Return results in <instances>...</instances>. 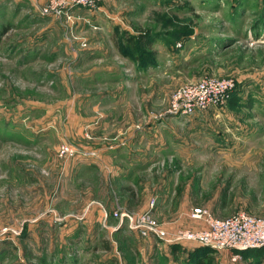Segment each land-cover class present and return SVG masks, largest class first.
<instances>
[{"label": "rangeland", "instance_id": "obj_1", "mask_svg": "<svg viewBox=\"0 0 264 264\" xmlns=\"http://www.w3.org/2000/svg\"><path fill=\"white\" fill-rule=\"evenodd\" d=\"M68 14L0 0V226L21 222L0 239L2 264H154L110 212L159 195L264 214V0H97ZM124 30H147L149 44L122 55ZM204 75L232 78L221 106L165 111L175 87ZM143 124H177L178 141L133 152L130 183L115 186L102 156ZM210 252L207 264H225L227 250Z\"/></svg>", "mask_w": 264, "mask_h": 264}, {"label": "built area", "instance_id": "obj_2", "mask_svg": "<svg viewBox=\"0 0 264 264\" xmlns=\"http://www.w3.org/2000/svg\"><path fill=\"white\" fill-rule=\"evenodd\" d=\"M97 0H34L37 11L41 14L69 17V10L74 6L91 8ZM234 82L231 77L204 75L188 80L175 87L169 96L166 112L175 115H191L209 106H221L227 99ZM67 150L66 145L61 146ZM155 200L149 197L144 206L137 210L116 207L111 215L119 222L140 236H157L167 243L192 241L212 248L245 249L264 248V214L251 213L245 209H236L227 215H214L210 209L195 205L189 208L187 216L200 223L196 228L175 226L167 228L164 222L158 221L152 211ZM103 215L106 211L101 208ZM18 226L1 225L0 239L17 234ZM233 257H238L233 253Z\"/></svg>", "mask_w": 264, "mask_h": 264}, {"label": "crops", "instance_id": "obj_3", "mask_svg": "<svg viewBox=\"0 0 264 264\" xmlns=\"http://www.w3.org/2000/svg\"><path fill=\"white\" fill-rule=\"evenodd\" d=\"M16 1V0H14ZM41 1V0H37ZM29 2H33L34 0H29ZM214 106H209L203 111L195 112L192 115L198 116L204 114L207 110H214ZM189 126H193V124H190ZM180 128L177 124H143L140 129H138L135 133H132V136H128L125 142V145L128 147H120V149H117L116 152H109L105 153L102 157L103 160L109 161L111 164L115 165L118 169L117 175L116 172H114L113 179L115 182V186L123 185L128 186L130 183L131 176L128 173L129 171L134 170L135 168H132V159L133 156L131 155L133 152L139 153L142 155L145 153V155H150V149L148 152L146 147L149 144H165L170 145L174 144L176 141H178L177 138V130ZM159 131L158 134L156 131ZM165 130V131H162ZM180 130V129H179ZM150 132V133H149ZM150 134V135H149ZM157 134V135H156ZM176 140V141H175ZM131 145H139L140 148L137 150L136 148H131ZM153 155V154H152ZM102 160V158H101ZM171 180V177L169 178ZM167 184V183H166ZM139 186H141L139 184ZM165 196V195H164ZM177 199V197H175ZM144 203L140 206L143 207ZM169 199H166V197L162 198L160 195L155 200L154 208H153V215H154V209L156 206H163L161 212L159 213V219L164 220L165 224H168L167 228H173L175 226H187L191 228H196L200 225L198 221H194L190 219L187 216V212L191 206H188L187 202H184L181 199H178L176 202H178L176 205H172V207H169L170 204L168 203ZM249 211V210H247ZM156 212V211H155ZM252 212V211H249ZM256 214V213H255ZM259 214V213H258ZM130 233L133 237L142 239L141 242H136L138 248L137 252L142 253V251H146L150 256L154 254L157 261H154V264H172L173 262H176L178 259L180 260V263L183 264H192L194 262L193 255H191L194 248L198 247L199 244H196L192 241H184L181 244L177 243L171 246L169 243L161 244L163 246H154L153 241L151 239V236H140L137 234V232L130 230ZM129 237V236H128ZM133 239V238H132ZM152 247H154V250H150ZM227 250V260L225 264H232L230 260V256H232L233 253H236L235 250L232 249H225ZM157 253H160L159 256ZM238 254L239 264H245L246 261L250 258V256H246L245 259H242L240 253ZM191 255V256H190ZM211 255V253H210ZM139 257V254L136 255ZM6 255L0 254V264L4 261V258ZM160 257V259H159ZM163 258V259H162ZM192 259V260H191ZM211 259V258H210Z\"/></svg>", "mask_w": 264, "mask_h": 264}, {"label": "trees", "instance_id": "obj_4", "mask_svg": "<svg viewBox=\"0 0 264 264\" xmlns=\"http://www.w3.org/2000/svg\"><path fill=\"white\" fill-rule=\"evenodd\" d=\"M151 39V34H148V31H138L137 34H131L127 31H122L120 36L114 40L115 46L118 47V51L122 54H130L134 53L137 50L138 45L140 44H149V40ZM120 40V41H119ZM134 51V52H133ZM233 89V88H232ZM231 89V90H232ZM230 90V92H231ZM230 94V93H229ZM171 246L177 243H169ZM263 247L256 248H245V249H234L236 253H240L242 259H245L246 256H250V258L246 261L245 264H262L261 260H259V256L253 250L262 249ZM212 247L208 245H199L194 248L191 252L194 257V262L192 264H207L208 260L211 258L209 254L212 251ZM264 249V248H263Z\"/></svg>", "mask_w": 264, "mask_h": 264}]
</instances>
